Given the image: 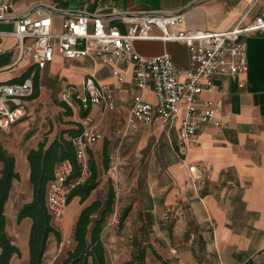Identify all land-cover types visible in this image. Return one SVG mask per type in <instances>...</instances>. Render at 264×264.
Masks as SVG:
<instances>
[{"label": "crops", "instance_id": "1", "mask_svg": "<svg viewBox=\"0 0 264 264\" xmlns=\"http://www.w3.org/2000/svg\"><path fill=\"white\" fill-rule=\"evenodd\" d=\"M38 5L51 11L56 31H61L63 13L101 16L106 26L126 32L132 15L161 10L183 14L180 23L172 28L174 31L223 32L261 14L264 0H16L15 14L31 13ZM14 29L15 23L0 22V33H11ZM153 33L161 35L159 29ZM16 43L11 36L0 37L4 52L12 51ZM247 45L248 73L236 80L217 77L215 91L202 95L221 106L217 115L220 125H206L197 145L186 155L179 151L178 127L157 121L151 126L138 124L136 128H128L136 93L133 67L94 69L89 58L66 60L57 55L48 67L40 70L39 96L28 101L29 116L10 133L0 131V142L15 156L20 174L5 208L7 233L21 250V255H14L10 264H28L30 259L33 221L17 220L19 209L33 200L29 152L45 140L50 145L83 119L80 108H72L73 115H68L60 104L53 103V98H57L54 87L64 81L66 87L81 85L88 74L95 72L101 83L114 88L117 110L104 111L101 107L89 110L100 121L103 134L89 153L97 161L98 169H104L108 162V181L114 180L117 201L124 207L122 213L127 209L130 213L133 207L132 216L126 218L128 223L150 231L147 263H151L154 250L158 254L164 250L175 256L178 264H264V37L251 36ZM136 49L147 58L169 53L179 66L189 65L188 45L140 41ZM21 64L10 67L11 60L0 68V84L20 82L33 66L27 61ZM145 99L155 102L150 89ZM47 105L50 113L43 116ZM126 160L132 161L136 175L132 184H126L124 179L130 169L125 172L120 165ZM192 166L197 167L195 172L190 170ZM2 168L0 163V172ZM100 182L90 199L98 190L106 193V182L102 178ZM23 184L28 188L23 189ZM84 205L75 197L62 219L52 221L62 236L61 240L53 234L49 236L42 264H61L65 259ZM112 228L109 222L103 232L109 261L124 264L133 258L135 239L140 242L141 239L120 233L118 228L114 232ZM196 256L200 259L196 260Z\"/></svg>", "mask_w": 264, "mask_h": 264}, {"label": "built area", "instance_id": "2", "mask_svg": "<svg viewBox=\"0 0 264 264\" xmlns=\"http://www.w3.org/2000/svg\"><path fill=\"white\" fill-rule=\"evenodd\" d=\"M15 2L0 0V22L15 23L13 32L0 33V37L7 35L17 41L10 51V67L27 61L43 70L57 55L66 60L89 58L94 69L133 67L136 93L128 128L138 124L151 126L157 121L178 127L181 155L197 145L206 125H220L217 115L221 106L202 95L215 91L217 77L236 80L248 73L247 39L254 35L264 37V9L253 20L223 32L174 31L172 28L180 23L183 14L161 10L132 15L126 32L106 26L101 16L63 13L61 31H56L51 11L38 5L31 13L17 16ZM154 29H159L161 35H155ZM156 40L188 45L189 65L179 66L169 53L147 58L137 51L138 42ZM3 53L0 48V55ZM149 89L155 97L153 103L145 99ZM33 95V76L23 82L0 84V131L10 133L29 116L28 101ZM60 101L72 108L77 105L85 110H117L114 88L101 83L96 72L88 74L81 85H68L60 94ZM80 123L82 132L72 138L81 165L80 176L72 178L74 167L66 160L57 165L55 177L48 185L47 208L54 220L65 215L73 189L91 176L89 151L103 138L101 123L95 117L88 114ZM190 170L195 172L197 167Z\"/></svg>", "mask_w": 264, "mask_h": 264}, {"label": "trees", "instance_id": "3", "mask_svg": "<svg viewBox=\"0 0 264 264\" xmlns=\"http://www.w3.org/2000/svg\"><path fill=\"white\" fill-rule=\"evenodd\" d=\"M12 54L5 52L0 55V68L11 63ZM35 71V74H34ZM39 71L32 66L20 79L25 81L33 76L34 95L39 96ZM16 82H19L16 80ZM60 105L66 109L68 115H73L72 107L61 102ZM89 114V110L80 108V116L84 118ZM75 127L64 131L50 145L45 140L41 142L37 149H32L28 154L30 165V184L33 189V200L24 204L18 211L17 220L22 222L25 218L33 221L29 246L30 259L28 264H42L47 250L48 239L51 234L61 240V232L52 224L53 218L47 208V189L49 183L55 177L57 165L63 161L70 160L73 164L72 178H77L81 174V165L77 159L76 149L72 138L82 132L81 123H75ZM68 134V137L66 136ZM0 163L3 168L0 172V264H10L14 255H21L20 248L12 242L7 233L6 204L10 197L14 183L20 181V174L17 170L16 158L4 148L0 142ZM108 163V162H107ZM106 163V168L108 164ZM89 168L91 176L84 182L77 185L70 197L69 203L75 198H80V203L84 205L96 191L101 182L99 179V169L96 161L90 158ZM116 190L111 185L108 192L103 197H98L84 205L74 227L72 246L66 253L61 264H110L109 253L103 240V232L109 217L114 214L116 203ZM129 213L125 210L120 216L119 224L122 227ZM136 250L132 260L124 264H148L147 248L143 242L135 239ZM154 256L163 258L154 250ZM164 264H170L165 261ZM250 264V263H247Z\"/></svg>", "mask_w": 264, "mask_h": 264}, {"label": "rangeland", "instance_id": "4", "mask_svg": "<svg viewBox=\"0 0 264 264\" xmlns=\"http://www.w3.org/2000/svg\"><path fill=\"white\" fill-rule=\"evenodd\" d=\"M25 62V61H24ZM24 62H22V64L24 63ZM21 64V65H22ZM20 65V66H21ZM19 66V67H20ZM66 84H67V82L66 81H64V82H59L57 85H56V87H54V92H55V94L57 95V98H53V103L56 105V104H60L61 103V101H60V96H58V94L60 93V92H62L63 91V89L66 87ZM59 97V98H58ZM150 98H153L151 95L149 96ZM48 107L46 108L47 110H46V112H44V114H43V116H46V115H48L50 112H49V110H48V108H49V105H47ZM75 109L76 110H79V107L77 106V105H75ZM48 118V117H47ZM46 117H45V119H47ZM97 145V144H96ZM95 145V146H96ZM95 146H94V148H95ZM90 158H91V156H90V153H89V161H90ZM96 161V160H95ZM123 161V160H122ZM97 162V161H96ZM121 166H123L124 167V171L125 172H128L129 171V169H130V173L128 174V173H126L125 175H124V179H125V183L126 184H132V180H133V178H135L136 177V175H133L134 174V168H133V165H132V161H128V160H126V161H124V162H122L121 164H120ZM104 169H102V167L101 168H99V179H101L102 178V180L103 181H105L106 182V193L108 192V189H109V187L111 186V185H113V181L114 180H109L108 181V169L106 168V166H104L103 167ZM123 179V178H122ZM116 185H119L117 182H114ZM24 185V184H23ZM113 187L115 188V186L113 185ZM26 188H28L26 185H24L23 186V189H26ZM115 190H116V188H115ZM105 193V194H106ZM105 194H103V193H101V191H99L98 190V192H96L94 195H93V197L90 199V200H88L85 204H87V203H89V202H91V200L92 199H97L98 197H103V196H105ZM116 195H117V192H116ZM128 202V201H127ZM123 209H124V207H123V205H122V203H120L119 204V202L117 201V198H116V203H115V211H114V214L113 215H111L110 216V218H109V220H108V222H107V224L110 222V225H111V227H113L112 228V231H114V232H117V228L119 229V232L120 233H123V234H126V235H135V238H139V239H141V241L143 242V245L144 246H146V248H147V252H149V241H150V236L151 235H149V232L150 231H148V229H147V227L146 228H138V225H136L135 223H128V219H129V217L130 216H132V211H133V207L131 208V211H130V213H129V215H128V219H126L125 220V222H124V225H123V227H120V224H119V221H120V216H121V214H122V211H123ZM136 214H138V211H136ZM62 218H60V219H58V220H54L53 219V221H55V222H57V221H59V220H61ZM107 226V225H106ZM117 234V233H116ZM144 238V240H142ZM146 238V239H145ZM126 239V238H125ZM105 244H106V242H104ZM107 247V246H106ZM160 252V256L163 258V260L164 261H162V260H159V259H157L154 255L152 256V261H150L151 263L150 264H163L165 261H169L170 262V264H178V259H176V257L175 256H173V257H171V256H169L168 254H167V252L166 251H164V250H160L159 251ZM195 259L197 260H199L200 259V256H196L195 257ZM149 264V263H148Z\"/></svg>", "mask_w": 264, "mask_h": 264}, {"label": "water", "instance_id": "5", "mask_svg": "<svg viewBox=\"0 0 264 264\" xmlns=\"http://www.w3.org/2000/svg\"><path fill=\"white\" fill-rule=\"evenodd\" d=\"M34 66V65H33Z\"/></svg>", "mask_w": 264, "mask_h": 264}]
</instances>
